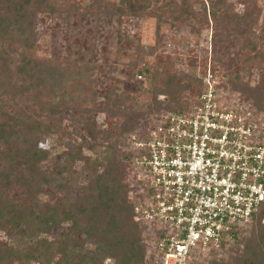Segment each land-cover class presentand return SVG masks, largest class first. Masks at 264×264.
I'll use <instances>...</instances> for the list:
<instances>
[{"label": "rangeland", "instance_id": "1", "mask_svg": "<svg viewBox=\"0 0 264 264\" xmlns=\"http://www.w3.org/2000/svg\"><path fill=\"white\" fill-rule=\"evenodd\" d=\"M67 2L75 4L77 11L65 13L62 7L55 13L37 11L34 15L33 54L35 58L41 60L60 62L70 60L75 65L80 64L77 66V72L76 69L71 72L78 77H85L82 65L91 69L86 78L92 85L87 84L82 95L90 90L94 94L93 100L88 99L87 103L81 106L72 104L69 108L64 107L60 121L56 122L45 116V107L43 112H40L39 104L32 96L10 98L9 95L3 96L0 89V121L3 120V117L1 119L3 112L9 115L20 112L24 117L33 116L34 119L44 122L41 125L55 126L51 133H45L38 140V147L50 153L51 161L57 160L61 164L63 154L73 153L78 147H83L81 155L89 159L87 164L81 162L67 164L71 173L67 179L68 184H74L76 189L71 191L67 188L58 192L55 184L60 179L56 178L51 185L43 187L42 195L37 198L41 210L46 211L48 207L56 205L65 208L66 203L63 199L77 198L79 196L77 189L85 187L86 179L102 171L100 166L93 169V163L100 161L103 156L102 148L105 142L101 140L100 133L109 131L113 134V124L119 123L117 117H113L111 112L105 110L108 89L115 88L117 93L127 92L135 97V104L144 106L149 100L152 73H157L159 78L162 74H172L176 78H195V81L206 77L207 81L214 83L220 99L231 100L233 104L239 99L238 108L249 112L256 123L264 119V110L256 109L250 97L242 91L236 94L230 90L236 82L235 76L244 90L256 87L264 78V66L257 65L258 61L252 60L253 53L249 52L255 44L257 52L264 58V40L258 38L259 32L264 33V0H131L127 6L129 12L121 16L103 13L104 8L108 9L111 4L117 5L118 0H99L100 7L93 14L85 11L90 0ZM218 2L224 5L226 11L233 14L248 10L253 19L251 33L235 40L223 37L224 17ZM136 7H139L137 9L139 15L135 16L132 13ZM173 7L176 10L171 12L170 9ZM149 49L152 54H148ZM139 75L141 78L137 79ZM195 81L192 80L187 91L180 95L181 100L188 98L191 92L198 91ZM77 84H80V81L74 82L75 87ZM88 109L91 110L83 113L82 110ZM149 117L146 115L139 117L137 125L135 128L133 125L132 130H138ZM86 118L94 123L96 139L93 150L86 149L91 142L89 133L81 125V121ZM117 141L116 146L120 148H116L118 149L116 155H119L126 147V134L117 138ZM109 142L114 144L116 140L111 138ZM2 152L3 145L0 142V156ZM40 166L49 172L52 170V166L47 162L41 163ZM10 169L12 176L25 171L24 167H10L6 161H0V172ZM127 174L125 173L124 183L128 182ZM9 180V184L0 182L1 198L9 201L10 205L25 204L28 201L26 188L19 187L11 177ZM59 197L63 199L58 201ZM66 227L67 224H61L57 229H52L45 237L47 242L55 244L59 233L66 232ZM10 231V228L0 230V244L7 242V232ZM139 231L142 246L139 264H155L152 250H145V246L149 249L147 244L151 242V232ZM253 231L251 225L239 227L237 235L234 236L235 240L231 239L227 247L220 252L202 253L194 258L191 264H235L239 258L237 256L246 248L245 242L252 237ZM77 239L83 241L84 236L78 234ZM101 240L104 248H107L109 242L103 238ZM98 246L100 245L94 238L86 241L84 245V253L88 258L84 259L86 264H113L111 256L105 251L98 250ZM42 254L43 260L49 258L50 264L69 263L62 260L55 250H42ZM76 262V259L72 260V263ZM21 263L44 264L34 258Z\"/></svg>", "mask_w": 264, "mask_h": 264}, {"label": "trees", "instance_id": "2", "mask_svg": "<svg viewBox=\"0 0 264 264\" xmlns=\"http://www.w3.org/2000/svg\"><path fill=\"white\" fill-rule=\"evenodd\" d=\"M98 1L90 0L85 11L95 13L100 7ZM129 3L131 0H118L117 5L111 4L108 9L104 8L103 13L109 16L125 15L129 12L127 7ZM218 4L224 17L223 37L235 40L251 33L253 19L248 10L233 14L226 11L221 2ZM62 7L65 13L77 11V6L67 0H0L2 95H9L10 98L32 96L38 102L40 112H43L45 107V116L56 122L60 121L64 107L69 108L72 104L81 106L87 103L86 100L94 98L90 90L82 95L87 84L92 85L86 78L91 69L82 65L85 77H78L71 72L74 69L77 72L80 64L75 65L70 60L64 62L41 60L35 58L33 54L34 15L37 11L55 13ZM138 8H135L132 15H139ZM175 10V7L170 9L171 12ZM258 38L264 40V33L259 32ZM249 52L253 53L252 60L258 61L257 65L264 66V58L257 52L255 44ZM148 54H152L150 49ZM150 79L149 100L144 106L135 104V97L127 92L117 93L115 88L108 89L105 110L111 112L113 117H117L119 123L113 124V134L109 131L100 133L101 140L105 142L102 148L103 156L100 161L93 163V169L100 166L102 171L86 179L85 187L77 189L79 192L77 198L59 197L58 201L60 199L65 201V208L56 205L58 208L50 206L46 211L41 210L37 198L42 195L43 187L51 185L55 178L60 179L55 184L58 192L67 188L71 191L76 189L74 184H68L67 179L71 173L67 164L89 163V159L81 155L83 147H78L73 153L63 154L61 164L57 160L51 161L50 153L38 147V140L45 133H51L55 126L41 125L43 121L34 119L33 116L24 117L20 112L13 115L3 112L1 116L3 120L0 121V142L3 145V152L0 161H6L10 167H24L25 171L13 176L11 169L1 171L0 174L3 175L0 176V182L9 184L11 177L19 187L26 188L28 201L22 205H10L9 201L3 200L0 196V230L6 228L11 230L7 232V242L0 244V264H22L21 262H28L32 258L50 264L49 258L43 260L42 250H55L62 260L69 262L68 264H86L84 259L88 258L84 253V245L92 238L100 245L97 247L98 250L105 251L111 256L113 264H139L142 253L138 235L140 229L132 220V208L127 201V191L123 182L129 154L120 152L116 155L118 151L116 148L119 147L116 146L117 138L132 133L133 125L135 128L139 117L145 115L151 117L155 111L164 109L170 113H184L188 104L180 99V95L187 91L192 80L195 81V78H176L172 74H162L159 78L157 73H152ZM234 79L236 82L230 89L231 93L244 92L254 101L256 109L264 110V78L256 87L246 90L239 84L237 76ZM75 81H80L76 87ZM195 82L200 88L201 80ZM90 110L82 111L88 113ZM81 125L91 138L86 149L93 150L96 139L94 123L86 118L81 121ZM111 138H115L114 144L113 142L110 144ZM44 162L52 166L50 172L40 166ZM262 216L263 214L253 218L251 227L256 234L254 231L251 233L252 237L246 241L248 243L245 242L246 248L237 256L239 258L235 264H264V226L259 222ZM61 224H67L66 232L59 233L55 244H49L46 235ZM78 234L84 236L83 241L77 239ZM102 238L109 242L107 248H104ZM73 259L77 262L72 263Z\"/></svg>", "mask_w": 264, "mask_h": 264}, {"label": "built area", "instance_id": "3", "mask_svg": "<svg viewBox=\"0 0 264 264\" xmlns=\"http://www.w3.org/2000/svg\"><path fill=\"white\" fill-rule=\"evenodd\" d=\"M184 100V113L155 111L123 150L132 220L151 232L155 264L220 252L262 214L264 226V119L220 99L206 77Z\"/></svg>", "mask_w": 264, "mask_h": 264}]
</instances>
